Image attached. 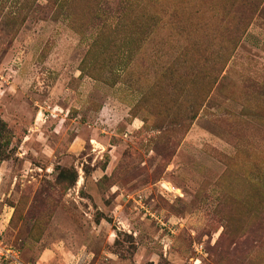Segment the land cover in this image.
I'll return each mask as SVG.
<instances>
[{
  "label": "rangeland",
  "instance_id": "1",
  "mask_svg": "<svg viewBox=\"0 0 264 264\" xmlns=\"http://www.w3.org/2000/svg\"><path fill=\"white\" fill-rule=\"evenodd\" d=\"M0 240L264 264V0H0Z\"/></svg>",
  "mask_w": 264,
  "mask_h": 264
},
{
  "label": "built area",
  "instance_id": "2",
  "mask_svg": "<svg viewBox=\"0 0 264 264\" xmlns=\"http://www.w3.org/2000/svg\"><path fill=\"white\" fill-rule=\"evenodd\" d=\"M0 262H7L8 264H22L19 251L11 246L5 245L2 240H0Z\"/></svg>",
  "mask_w": 264,
  "mask_h": 264
}]
</instances>
